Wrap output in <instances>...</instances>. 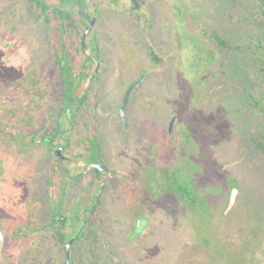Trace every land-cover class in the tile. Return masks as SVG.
Segmentation results:
<instances>
[{
  "label": "flooded vegetation",
  "instance_id": "flooded-vegetation-1",
  "mask_svg": "<svg viewBox=\"0 0 264 264\" xmlns=\"http://www.w3.org/2000/svg\"><path fill=\"white\" fill-rule=\"evenodd\" d=\"M7 1L1 4L0 0V54L15 47L18 50L7 56V62H0V156L26 170V177H17L23 179L28 194L22 213H16L11 202L8 213H3V201L9 197L4 193L6 167L0 158V232L4 241L0 264H68L69 244L71 264H85L82 254L87 253L94 260L89 264H98L96 215L108 194L121 205L122 218L129 225L123 236L126 244L143 249L152 235L159 251L166 242L162 238L172 240L176 233L172 225L167 228L174 233L161 236L162 206L167 210L166 221L176 224L183 240L189 237L191 201L184 204L170 191L177 184L160 183L161 174L181 170L180 158L168 161L165 157L168 138L159 135L152 152L150 147L146 150L143 136L137 137L133 149L131 136L117 135L112 141L120 150L115 149L121 162L114 166L107 159L106 140L100 131L102 122H120L126 132L129 122H155L152 113L141 106L144 95L167 94V84L161 92L164 78L159 67L167 57L176 62L186 48L170 24L159 20L162 0ZM14 68L22 70L21 75L8 77L7 69ZM133 85L124 125L120 108ZM176 120H169L167 136L172 135ZM176 143L181 145L183 139ZM112 177H118L117 183H108ZM227 181L231 184L229 197L233 190L238 195L239 182ZM161 187L166 190L163 194ZM215 236L228 244H242L235 234L227 235L221 228ZM207 238L200 241L202 249L208 247ZM37 254L44 258L34 257L32 262L25 258ZM204 256L205 264H215V259L220 264L213 252L205 251ZM200 261L197 258L193 264Z\"/></svg>",
  "mask_w": 264,
  "mask_h": 264
},
{
  "label": "rangeland",
  "instance_id": "rangeland-1",
  "mask_svg": "<svg viewBox=\"0 0 264 264\" xmlns=\"http://www.w3.org/2000/svg\"><path fill=\"white\" fill-rule=\"evenodd\" d=\"M162 2L163 13L158 19L170 24V30L186 48L180 52L176 62H172V57H167L166 62L159 67L161 77L164 78L161 92L162 87L167 84L165 89L167 94L161 93L162 95L155 97L154 94L144 95L146 99L141 106L152 113L151 118L155 122H129L131 127L127 132L121 127L120 122H102L103 127L100 131L106 140L104 145L108 152L107 159L114 166L116 161L121 162L117 158L120 150L116 145L113 146V141L122 133L131 136L130 147H134L133 149L138 145L137 139L145 137L146 150L150 147L152 152L156 149L153 145L157 142V137L159 135L167 137L165 148L163 149L161 145L159 149L167 151L165 157L168 161L175 157L173 150L175 142L184 140L189 133L193 134L187 144L190 155L199 150L198 144L194 145L195 140L204 144L208 141L221 140L220 147L215 153L218 154V163L223 173L229 172L238 180L239 188L234 207L220 219L217 231L221 228L227 235L235 234L234 237L240 238L242 244H228L225 238L222 240L215 236L216 226L212 227L213 230L208 229L213 221L212 217L208 218L209 221L203 219L204 221L200 222V229H204L203 231L193 233L192 228V234L184 239L188 241H184V237L177 232L176 224L166 221L167 217L164 214H167V210L162 206L161 236L171 231L167 227L172 225L171 229L176 232L171 231L174 233L172 240L161 237V240L167 243H163L159 251L155 248L156 238L152 235L143 249L131 246L125 243L123 237L129 225L122 218V207L110 200L108 194L107 201L105 200L97 211L101 218L98 217L99 228L98 226L96 228L99 239H96L95 244V261L98 264H156L159 258L160 264H193L198 258L201 264H205V251L208 254L211 251L217 256L220 264H264V160L249 148L251 139L259 138V132H264V105L252 108L248 99L250 93L257 99L261 98L264 89L254 71L246 70L239 56L232 50L224 49L216 39L218 34L234 45L247 38L254 30L259 3L257 0H162ZM0 9H3L2 5ZM160 28L162 29V26ZM17 50L18 47L9 50L10 52L2 50L0 62L2 61V64L3 61L7 62V56ZM7 70L9 72L7 76L11 78L19 77L22 72L16 68ZM175 118L177 120L172 135L167 136L169 120ZM153 128H156L157 132H154ZM109 150H113L112 153ZM209 151L212 152L211 149ZM145 157H148L147 154ZM0 158L5 162L4 182L7 187L4 188V193L9 197L3 201V205H6L3 213H8L9 202L13 203V210L16 213H22L28 191L23 179L17 176L22 174L26 177V170L14 167L8 157ZM186 161L178 162L181 173L190 170V163L186 168ZM116 178L118 177H112L108 183H117ZM226 180L223 176V182L231 188V184ZM229 198L228 196L222 205L223 213L228 206ZM171 200H167L169 206H172ZM204 237L205 239L208 237L209 240L206 249H202L200 242ZM34 257L40 260L44 258L41 254L25 255L26 260L31 262ZM89 260L86 257L85 264H89Z\"/></svg>",
  "mask_w": 264,
  "mask_h": 264
},
{
  "label": "trees",
  "instance_id": "trees-1",
  "mask_svg": "<svg viewBox=\"0 0 264 264\" xmlns=\"http://www.w3.org/2000/svg\"><path fill=\"white\" fill-rule=\"evenodd\" d=\"M257 2L259 3L258 17L253 32L247 38H243L234 45L219 35H216V39L224 49L232 50L239 56L246 70L254 71L264 89V0H257ZM248 99L252 108L264 105V95L257 99L250 93ZM192 136L193 134L185 136L181 145L175 142L176 146L173 148L174 159L177 156L181 160H186L189 152L187 144ZM194 142V145L198 144L199 150L190 155V170L187 173H181L180 170L177 171V168L174 169L175 171L170 170L167 174H161L160 178V183H175L178 185H173L170 191L176 192L182 203L190 204L191 201L193 233L203 231L204 229L201 230L199 224L204 220L209 221L208 218L210 217L213 218V221L209 224L208 229L213 230L212 227L215 226L216 230L219 229V221L224 218L222 205L231 193L227 183L223 182V176L233 184L238 183V180L229 172L223 173L221 171L218 154H215L218 147H220L221 140L208 141L206 144L200 141L196 142V140ZM249 148L255 155L264 160V132H259V138L251 139ZM210 149L212 152L209 151ZM165 192L166 190L161 187V193ZM96 216L97 218L100 217L98 214ZM96 239H99L98 232ZM86 257L94 262L92 255L88 253L82 254V262Z\"/></svg>",
  "mask_w": 264,
  "mask_h": 264
},
{
  "label": "water",
  "instance_id": "water-1",
  "mask_svg": "<svg viewBox=\"0 0 264 264\" xmlns=\"http://www.w3.org/2000/svg\"><path fill=\"white\" fill-rule=\"evenodd\" d=\"M133 87H134V85L131 86L129 88V90L127 91V93L125 95V98H124V101H123V104H122V106L120 108V113H121L122 120H123L122 123L124 125L127 124L125 112H126V108H127L128 103H129V100H130V93H131V90H132ZM171 126H172V124H171ZM100 168L107 170V168L105 166H100ZM236 195H237V190H233L232 195H231V198H230V202H229V205H228V207L226 209L225 214H228L230 212V210L233 208V206L235 204V200H236ZM0 237H1V244H0V260H1V257H2V249H3V245H4L3 236L1 234V232H0ZM67 262H68V264H71L70 244L68 245V248H67ZM214 262H215V264H219L216 259L214 260Z\"/></svg>",
  "mask_w": 264,
  "mask_h": 264
}]
</instances>
